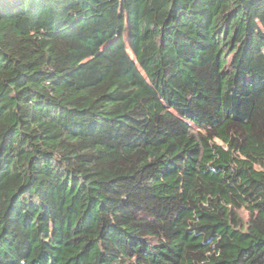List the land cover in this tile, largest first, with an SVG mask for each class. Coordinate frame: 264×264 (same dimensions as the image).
Returning a JSON list of instances; mask_svg holds the SVG:
<instances>
[{
    "label": "trees",
    "instance_id": "trees-1",
    "mask_svg": "<svg viewBox=\"0 0 264 264\" xmlns=\"http://www.w3.org/2000/svg\"><path fill=\"white\" fill-rule=\"evenodd\" d=\"M0 264H264V0H0Z\"/></svg>",
    "mask_w": 264,
    "mask_h": 264
},
{
    "label": "rangeland",
    "instance_id": "rangeland-1",
    "mask_svg": "<svg viewBox=\"0 0 264 264\" xmlns=\"http://www.w3.org/2000/svg\"><path fill=\"white\" fill-rule=\"evenodd\" d=\"M245 218H246V216H245Z\"/></svg>",
    "mask_w": 264,
    "mask_h": 264
}]
</instances>
